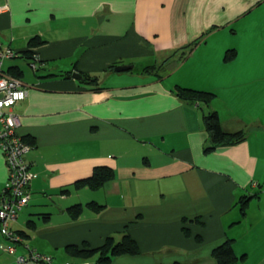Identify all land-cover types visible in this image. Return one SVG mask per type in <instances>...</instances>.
I'll list each match as a JSON object with an SVG mask.
<instances>
[{"label":"crops","instance_id":"1","mask_svg":"<svg viewBox=\"0 0 264 264\" xmlns=\"http://www.w3.org/2000/svg\"><path fill=\"white\" fill-rule=\"evenodd\" d=\"M33 37L41 42L28 45ZM0 42L30 49L33 59L15 58L44 72L23 81L21 62L2 64L9 75L21 71L27 90L12 112L16 132L32 140L25 158L34 177L9 222L24 236L17 233L11 254L0 234V264H20L16 256L31 248L53 264H214L212 248L225 239L245 255L238 264H264V0H0ZM229 49L236 54L224 61ZM138 59L145 64L135 70ZM113 64L130 69L107 70ZM150 65L159 68L142 70ZM74 72L97 76L100 89ZM175 86L215 97L207 106L185 103ZM210 110L245 139L203 153L201 118ZM96 166L114 177L73 186ZM6 177L0 150V193ZM74 204L83 208L76 218L67 210ZM123 234L137 254L99 263L65 250Z\"/></svg>","mask_w":264,"mask_h":264},{"label":"trees","instance_id":"2","mask_svg":"<svg viewBox=\"0 0 264 264\" xmlns=\"http://www.w3.org/2000/svg\"><path fill=\"white\" fill-rule=\"evenodd\" d=\"M203 36L201 35V38ZM36 37H33L28 41V45H34V43H39ZM199 40V39H198ZM193 41L190 44L186 45L187 47L195 46L199 41ZM190 47V48H191ZM189 48V49H190ZM33 52L30 49L25 50L24 52H18V56L21 54L27 58L33 59ZM236 52L233 49L226 50L223 56L224 61L231 60L235 56ZM35 63V62H34ZM116 64L109 66L107 70L112 71ZM159 66L150 65L145 66L142 70L145 72L157 71ZM12 74L17 78L22 75L21 71L16 67L10 68ZM69 74V73H67ZM69 75H67L68 77ZM82 83H85L89 86H93L94 89H100L97 76H90L83 74ZM172 94L175 95L179 100L185 103L191 104H203L208 105L214 99L215 94L210 91L197 90L188 87L175 86L171 90ZM202 126L204 131L207 134V138L202 146V151L205 154H208L214 151L218 147L222 146H231L242 142L245 139V132L243 131H234L228 132L223 130L221 127L219 117L215 110H210L203 113L201 118ZM22 139L32 144V140L27 137H22ZM114 177L113 169L108 166H96L93 168L92 173L85 178L79 179L73 183L75 188H80L83 186L89 188H97L104 184L105 182L111 180ZM62 191H67L63 189ZM249 200V196H242L239 201V210L242 214L245 212L246 204ZM87 206L92 207L93 209L101 210L104 206L95 202L90 201L86 203ZM82 206L80 204H74L67 207V210L71 212L73 218L79 216L82 211ZM47 214L44 215L46 217ZM33 224V221L28 223ZM20 236H24V232L16 231ZM65 250L69 253L70 256L80 258V259H90L94 257L95 262L107 263L112 257L116 255L123 254H137L139 252L135 241L128 235L123 234L120 240L115 241L112 237H106L104 242L95 248H84L78 247L76 245H68L65 247ZM211 255L214 259V264H238L240 261L245 259V255H236L232 248V239H225L222 243L216 245L212 248Z\"/></svg>","mask_w":264,"mask_h":264},{"label":"built area","instance_id":"3","mask_svg":"<svg viewBox=\"0 0 264 264\" xmlns=\"http://www.w3.org/2000/svg\"><path fill=\"white\" fill-rule=\"evenodd\" d=\"M18 55L16 50L0 42V150L7 165V177L0 193V234L8 240V243L4 245V249L11 254L15 251L14 242L19 241L20 238L15 231L10 229L9 222L14 220L18 210L27 204L29 199L28 185L34 177L25 158L31 146L23 141L22 137L16 132L18 122L12 112V107L25 99L27 90L21 86L17 78L9 75L2 68L4 60L18 57ZM31 66L35 68V63L32 62ZM16 260L20 264H27L28 262L31 264H53L50 255L44 254L35 248L29 249L27 257L16 256ZM63 264L95 263L67 261Z\"/></svg>","mask_w":264,"mask_h":264},{"label":"rangeland","instance_id":"4","mask_svg":"<svg viewBox=\"0 0 264 264\" xmlns=\"http://www.w3.org/2000/svg\"><path fill=\"white\" fill-rule=\"evenodd\" d=\"M15 61L21 62V64H22L21 66H22V69H23V72H24L23 78H22L23 81L36 80V76H40V75H42V73H44L40 69H38L36 72H33L31 66L29 65V63L26 60L22 59V58H14V59H10V60H4L3 63H2L3 64V68H5L6 65L9 62H15ZM141 64H145V63L140 62L139 59L135 60V70H138L139 68H141ZM135 70H133V72H132L133 74H129V75H134ZM27 144H29L31 146V143H27Z\"/></svg>","mask_w":264,"mask_h":264},{"label":"water","instance_id":"5","mask_svg":"<svg viewBox=\"0 0 264 264\" xmlns=\"http://www.w3.org/2000/svg\"><path fill=\"white\" fill-rule=\"evenodd\" d=\"M130 69V65H116L113 70L115 72H122ZM72 76L76 79H81L82 76L76 72L72 73Z\"/></svg>","mask_w":264,"mask_h":264}]
</instances>
